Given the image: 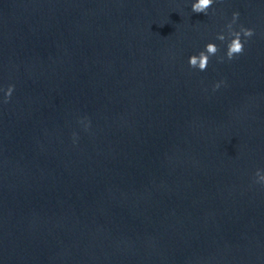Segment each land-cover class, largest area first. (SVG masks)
Masks as SVG:
<instances>
[{
    "label": "water",
    "instance_id": "water-1",
    "mask_svg": "<svg viewBox=\"0 0 264 264\" xmlns=\"http://www.w3.org/2000/svg\"><path fill=\"white\" fill-rule=\"evenodd\" d=\"M194 2L0 0V264H264V0Z\"/></svg>",
    "mask_w": 264,
    "mask_h": 264
},
{
    "label": "clouds",
    "instance_id": "clouds-1",
    "mask_svg": "<svg viewBox=\"0 0 264 264\" xmlns=\"http://www.w3.org/2000/svg\"><path fill=\"white\" fill-rule=\"evenodd\" d=\"M214 0H195L191 5L192 11L194 13H204L207 15V10L213 5ZM239 17L238 12H234L232 15V21L226 25L228 30V43L227 51L225 53L228 60H232L234 56L241 54L244 51V43L241 40V36L245 38H250L254 35V30L250 28L240 27L239 31L233 29V24L237 21ZM221 42L226 40V36L222 33L217 34L216 37ZM219 52V48L215 43H207L205 49L200 51L198 55H191L189 57V66L192 68H198L200 71H205L208 67L210 57L216 56ZM224 57H220V60L223 61ZM215 88H219L220 84L217 83ZM14 90V85H9L5 92V102L8 98L11 97V94ZM264 170L257 169L255 175L257 177V182L264 184Z\"/></svg>",
    "mask_w": 264,
    "mask_h": 264
}]
</instances>
